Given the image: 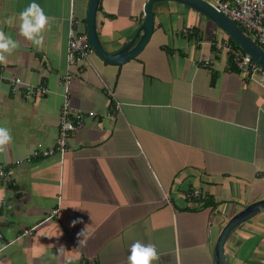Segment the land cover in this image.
<instances>
[{
	"label": "crops",
	"instance_id": "crops-1",
	"mask_svg": "<svg viewBox=\"0 0 264 264\" xmlns=\"http://www.w3.org/2000/svg\"><path fill=\"white\" fill-rule=\"evenodd\" d=\"M32 2L0 0V30L19 44L0 64V126L13 137L0 155V245H9L0 264H128L137 240L155 245L154 264H215L227 221L264 199V88L233 66L227 35L188 6L155 4L135 58L113 65L93 53L75 71L71 108L93 116L64 158L23 162L55 143L68 32L73 22L86 35L89 0H35L51 18L40 47L19 35ZM145 2L100 0L96 32L107 53L133 38ZM13 78L47 93L25 99ZM106 88L119 105L113 119ZM224 254L230 264H264V213L233 231Z\"/></svg>",
	"mask_w": 264,
	"mask_h": 264
},
{
	"label": "built area",
	"instance_id": "built-area-1",
	"mask_svg": "<svg viewBox=\"0 0 264 264\" xmlns=\"http://www.w3.org/2000/svg\"><path fill=\"white\" fill-rule=\"evenodd\" d=\"M214 9L228 17L237 26H239L263 51H264V0H204ZM71 28L68 32V41L66 49V70L59 80L62 88V105L59 112L58 135L55 143L50 148L39 146L33 150L31 155L23 162L31 160L45 159L52 156H58L60 160L64 158L68 151V143L71 135L82 127L85 116H93V113H80L74 111L70 105L69 87L75 71H81L82 66L90 65L89 56L94 53L87 36L85 34L75 33ZM185 34L188 31H184ZM224 51L227 53L233 66L239 73L244 74L247 79L264 88V70L253 59L241 49H235L227 41L223 43ZM205 62L203 65L207 66ZM13 87L21 85L23 97L30 99L34 96H42L47 93L43 85H27L21 79L13 78L10 80ZM105 93L111 100V106L107 113L110 119H113L118 111V103L109 89ZM19 161L17 164H22ZM7 172L4 167L0 168V178H6ZM188 198H197L198 193L192 191L187 195ZM57 214L55 209L47 217L53 218Z\"/></svg>",
	"mask_w": 264,
	"mask_h": 264
},
{
	"label": "water",
	"instance_id": "water-1",
	"mask_svg": "<svg viewBox=\"0 0 264 264\" xmlns=\"http://www.w3.org/2000/svg\"><path fill=\"white\" fill-rule=\"evenodd\" d=\"M99 2L100 0H89L86 15V36L94 53L109 64L122 65L135 58L152 35L154 28L153 6L160 2H174L188 6L212 21L264 70V51L239 26L204 0H146L143 7V22L133 38L121 50L109 54L101 46L96 32V14ZM261 213H264V199L247 205L227 221L214 245L215 264H230L224 254L227 239L237 227Z\"/></svg>",
	"mask_w": 264,
	"mask_h": 264
},
{
	"label": "clouds",
	"instance_id": "clouds-1",
	"mask_svg": "<svg viewBox=\"0 0 264 264\" xmlns=\"http://www.w3.org/2000/svg\"><path fill=\"white\" fill-rule=\"evenodd\" d=\"M19 35L33 46L40 47L44 41V33L50 29L51 18L47 16L43 8L33 0L19 14ZM16 17L7 18L4 23L13 25ZM17 40L0 30V64H7L8 57L18 48ZM13 142L11 131L7 127L0 126V155H6L9 145ZM76 221L74 223H77ZM84 232L81 233V235ZM14 243V242H13ZM9 245H0V252L7 249ZM128 264H154L159 260V254L155 245L145 244L139 240L135 241L130 247Z\"/></svg>",
	"mask_w": 264,
	"mask_h": 264
},
{
	"label": "trees",
	"instance_id": "trees-1",
	"mask_svg": "<svg viewBox=\"0 0 264 264\" xmlns=\"http://www.w3.org/2000/svg\"><path fill=\"white\" fill-rule=\"evenodd\" d=\"M227 42L230 43L232 45V47H234L235 49H240L237 44L232 41L229 37H227Z\"/></svg>",
	"mask_w": 264,
	"mask_h": 264
},
{
	"label": "rangeland",
	"instance_id": "rangeland-1",
	"mask_svg": "<svg viewBox=\"0 0 264 264\" xmlns=\"http://www.w3.org/2000/svg\"><path fill=\"white\" fill-rule=\"evenodd\" d=\"M206 22H207V21H206ZM208 23L212 24L213 22L211 23V21H210V20H208ZM221 31H222V30H221ZM220 33H221V32H220ZM221 35H223V36H224V33L222 32V33H221ZM224 37H225V36H224Z\"/></svg>",
	"mask_w": 264,
	"mask_h": 264
}]
</instances>
